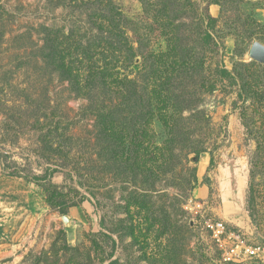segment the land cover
I'll list each match as a JSON object with an SVG mask.
<instances>
[{
  "label": "rangeland",
  "instance_id": "obj_1",
  "mask_svg": "<svg viewBox=\"0 0 264 264\" xmlns=\"http://www.w3.org/2000/svg\"><path fill=\"white\" fill-rule=\"evenodd\" d=\"M59 1L0 0V264H225L205 218L264 243V0H109L136 56L91 103L41 60V25L67 63L91 34Z\"/></svg>",
  "mask_w": 264,
  "mask_h": 264
},
{
  "label": "trees",
  "instance_id": "obj_2",
  "mask_svg": "<svg viewBox=\"0 0 264 264\" xmlns=\"http://www.w3.org/2000/svg\"><path fill=\"white\" fill-rule=\"evenodd\" d=\"M60 2L62 3V5L79 3L78 0H61L56 3V5H59ZM82 2H86L83 4H85L84 10L86 13V17L90 23L91 34L86 39L77 40V47L74 52L75 59L70 60L68 63L65 61V48L59 47V42H55L56 37L52 38V36H50L52 31L42 25L39 28L40 32L44 33V41L42 43V46L40 47L43 54L41 53L40 56L43 62L48 65L50 64L52 69L58 73L60 78L67 81L72 91L77 94L84 95L85 98L91 103L94 91L98 87L102 89L107 88V90H110L109 87L111 86V84L115 83L114 81L118 80L116 79L117 76L110 72L112 67H110L109 65L112 59L108 56V51L110 48L109 46H113L115 48V51H113L112 54L116 60L118 59L117 54L120 55L125 53V58L127 60H129L130 58H134L136 54L132 45H128L126 43L125 47L124 45H120L122 44V41L120 40L125 41V37L115 31L122 30L123 27L121 26L119 21L123 16L119 11H117V9L110 5L112 3L111 1L85 0ZM208 20H214V18L212 19L211 17H209ZM181 22L182 21L180 20L178 23H176V25L179 26ZM210 38V33L204 32L200 39L201 41L206 43L208 42V40H210ZM167 40L168 46H170L173 52H171L169 48L168 50H166V52H164V55H168L167 58L173 56V59L171 60L174 61L183 59L184 55L182 52H186V49L184 48L180 37H177L176 40H173L172 42L171 39ZM175 41H178V43L176 44ZM46 49L48 50L47 53L45 52ZM157 57L158 59L161 58L160 56H158V54L153 56L155 60H157ZM212 88L213 87L211 85V87H209V90ZM117 89L119 94L123 95L124 90H122V87L119 86L117 87ZM115 109L119 112H122L123 110L119 105H117ZM102 118V121L106 122V112H103ZM116 122L117 121H114L113 123ZM114 126L126 127L125 123H123L122 121H118L117 125H111L110 127ZM110 137L111 140L109 141L114 143L118 139L119 141L123 140L122 135L118 136L117 134V136H115L113 132H111ZM260 148L261 145L257 142V150H259ZM201 151L205 150L200 149L195 151L196 159H198ZM36 177L37 178L35 179H39L38 176ZM47 200L49 203H53L51 197H48ZM61 213H65V211L62 209Z\"/></svg>",
  "mask_w": 264,
  "mask_h": 264
},
{
  "label": "built area",
  "instance_id": "obj_3",
  "mask_svg": "<svg viewBox=\"0 0 264 264\" xmlns=\"http://www.w3.org/2000/svg\"><path fill=\"white\" fill-rule=\"evenodd\" d=\"M203 227L215 242L225 264H264V243H251L224 221L205 218Z\"/></svg>",
  "mask_w": 264,
  "mask_h": 264
},
{
  "label": "water",
  "instance_id": "obj_4",
  "mask_svg": "<svg viewBox=\"0 0 264 264\" xmlns=\"http://www.w3.org/2000/svg\"><path fill=\"white\" fill-rule=\"evenodd\" d=\"M248 56L263 64L264 65V45L258 41L253 42V44L251 45L249 52H248ZM193 159L195 160L196 157H193ZM63 221H67L68 218L66 217V215L62 216Z\"/></svg>",
  "mask_w": 264,
  "mask_h": 264
}]
</instances>
